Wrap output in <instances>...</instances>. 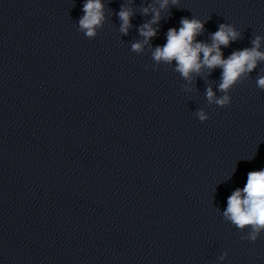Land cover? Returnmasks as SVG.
Returning <instances> with one entry per match:
<instances>
[{
  "label": "clouds",
  "instance_id": "obj_1",
  "mask_svg": "<svg viewBox=\"0 0 264 264\" xmlns=\"http://www.w3.org/2000/svg\"><path fill=\"white\" fill-rule=\"evenodd\" d=\"M131 2L132 0H128V3L122 4L117 13L119 32L122 35H127L132 27L131 20L135 12ZM179 3L180 0H154V3L142 7L141 14H151L152 18L139 26L138 32L143 39L133 42L131 51L140 54L147 45L156 66L174 64L173 71L179 73L186 82L182 85L186 92L192 91L189 85L193 84L196 77L207 78L212 71L220 69L221 76L216 90L209 84L205 99L208 105L227 107L232 102V90L247 80L258 65L264 63V51H261L264 36L254 35L250 48L235 50L225 58L222 48L240 39L241 31L233 24L221 23L218 30L210 34V42L201 41L197 37L204 32L205 21L193 16L191 19L182 18L178 29L170 28L167 31L166 43L152 48L150 42L158 33V27L154 25H159L161 12L168 11L170 6L178 7ZM82 12L77 30L87 39L93 40L108 20L104 0H84ZM256 86L264 91V69L256 77ZM217 92L221 95L218 96ZM194 115L200 122L210 118L203 108H199ZM222 216L241 233L247 230L246 234L240 236L242 241L255 242L264 233V169L247 173L244 186L236 188L227 198V207ZM226 256L227 253H224L219 259L223 260Z\"/></svg>",
  "mask_w": 264,
  "mask_h": 264
}]
</instances>
